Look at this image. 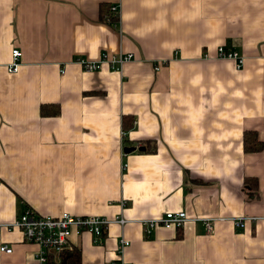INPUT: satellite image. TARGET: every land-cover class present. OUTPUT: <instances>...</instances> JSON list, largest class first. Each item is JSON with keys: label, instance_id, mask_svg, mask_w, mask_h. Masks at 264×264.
Instances as JSON below:
<instances>
[{"label": "crops", "instance_id": "1", "mask_svg": "<svg viewBox=\"0 0 264 264\" xmlns=\"http://www.w3.org/2000/svg\"><path fill=\"white\" fill-rule=\"evenodd\" d=\"M119 52L133 56L120 72L74 63ZM26 209L122 216L98 245L70 237L79 264H264V0H0V264H37L39 247L4 227ZM170 212L189 221L147 236L139 222Z\"/></svg>", "mask_w": 264, "mask_h": 264}, {"label": "built area", "instance_id": "2", "mask_svg": "<svg viewBox=\"0 0 264 264\" xmlns=\"http://www.w3.org/2000/svg\"><path fill=\"white\" fill-rule=\"evenodd\" d=\"M110 12L112 14L116 13L117 8L114 6L110 7ZM20 56L21 53L18 50L11 51L10 61L5 67V70L9 74H14L18 71ZM217 58L220 60L234 61L237 69L243 67V58L237 52L225 46L218 47ZM132 60V54L119 52L111 56L102 53L99 55L98 60L92 62L78 59L75 60L74 63L86 73L96 72L104 65L108 66L114 72H120L122 66ZM164 63L165 62H163V64ZM155 69L158 70L159 67ZM121 152L122 155H125L123 149ZM123 170H125V165L121 166V171ZM120 207H125V203L121 202ZM188 221L189 218L184 212H170L160 219L143 220L139 223L145 228L146 235L150 236L151 232H153L156 227L179 230ZM215 221L217 220H205L204 223L207 233L214 231ZM125 223L126 221L120 214L110 219L93 216H72L67 213H62L56 217H50L41 216L32 210L26 209L18 215L12 223L6 224L4 227L7 228V230H19L26 243L38 246L39 251L34 255V260L37 264H44L47 262V256L50 253L58 255L70 249L68 240L72 235L80 236L81 234H88L91 237L92 243L98 245L101 243L102 235L110 225L122 227ZM235 226L242 228L243 224L241 221H238L235 223ZM128 244L129 243L125 239L119 237L115 246L116 254L119 257L124 249L128 247ZM0 253L10 254L11 248L7 245H0ZM119 264H123V262L120 261Z\"/></svg>", "mask_w": 264, "mask_h": 264}, {"label": "trees", "instance_id": "3", "mask_svg": "<svg viewBox=\"0 0 264 264\" xmlns=\"http://www.w3.org/2000/svg\"><path fill=\"white\" fill-rule=\"evenodd\" d=\"M102 16L101 21L107 23L110 26L116 25L117 13L112 14L110 10ZM108 14V15H107ZM46 105H41L39 108L40 114H45ZM58 114V107L54 106V111L51 115L56 116ZM124 124V123H123ZM125 128L129 126H124ZM123 130V125H122ZM244 151L247 153H257L263 148L262 143L258 141L257 135L254 132H245L243 136ZM152 151V150H151ZM59 264H79V253L76 250H65L58 254ZM48 264V263H47Z\"/></svg>", "mask_w": 264, "mask_h": 264}, {"label": "water", "instance_id": "4", "mask_svg": "<svg viewBox=\"0 0 264 264\" xmlns=\"http://www.w3.org/2000/svg\"><path fill=\"white\" fill-rule=\"evenodd\" d=\"M134 151V148H123V153L128 154L130 152ZM138 151H143L142 148H139Z\"/></svg>", "mask_w": 264, "mask_h": 264}]
</instances>
